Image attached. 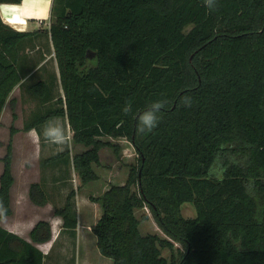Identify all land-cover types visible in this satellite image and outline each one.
<instances>
[{"label":"trees","instance_id":"obj_1","mask_svg":"<svg viewBox=\"0 0 264 264\" xmlns=\"http://www.w3.org/2000/svg\"><path fill=\"white\" fill-rule=\"evenodd\" d=\"M45 35L63 97L23 130L39 132L62 118L73 144L86 150L56 154L40 168L72 167L87 185L99 180L102 149L121 152L104 138L125 139L136 154L123 185L91 198L102 208L91 226L100 255L113 264H264V0H217L214 9L203 0H54ZM42 36L0 17V118L17 86L41 103L52 98L48 82L21 83L24 50ZM156 100L166 108L158 126L142 133L137 113ZM17 132L11 127L0 159V221L12 215ZM75 196L71 190L54 207L74 235ZM29 199L49 203L41 181L30 185ZM187 203L194 218L182 215ZM145 208L166 238L141 233L148 215L137 212ZM29 235L31 241L0 225V264H44L35 243L50 241V223L37 222Z\"/></svg>","mask_w":264,"mask_h":264},{"label":"crops","instance_id":"obj_2","mask_svg":"<svg viewBox=\"0 0 264 264\" xmlns=\"http://www.w3.org/2000/svg\"><path fill=\"white\" fill-rule=\"evenodd\" d=\"M54 6V0H22V2L18 5L14 4H0V17L2 21L10 26L11 28L20 31V32H36L40 31L42 35H45V30L48 29L50 20H51V13H52V7ZM26 52H24L23 57L25 58V62L21 63V72L24 73L22 84H33L38 81H46L45 78H43L46 74V70H44V73H39L38 70L40 69V66L42 64H36L34 59L30 57V55H25ZM27 54V53H26ZM34 65L35 68H31ZM31 66V67H30ZM58 71V70H57ZM20 86H17L12 94L18 90ZM15 100V110L14 113L16 114L17 118L14 121H18V114L16 113V107L18 105V100L16 95L11 100ZM10 100V101H11ZM13 115V111H12ZM61 119V118H59ZM54 120V119H53ZM53 120L49 121L47 125L41 126L45 129H50L51 127L48 125L53 122ZM56 121V120H55ZM67 123V121H66ZM19 125H15L18 132L13 136V143H12V150H13V158H12V174L14 177V184L11 188L10 195H11V207H12V214L14 213V200H13V189L15 188L17 184V178H16V172L15 168L18 167L19 171L21 173L34 175V178L29 183H26V187L24 192H20L16 197L20 198V205H25L28 208H33L32 210L34 213L42 214L45 213L46 217L42 218H36L28 220L25 227L28 229L26 233H21L18 226L13 227H5L2 225L0 221V225L4 227L5 229L9 230L10 232H13L20 237L31 241L30 240V232L33 229L34 225L39 221H47L50 223L51 226V232L52 237L50 241L39 244L35 243V246L38 247L45 255L44 264H46L47 260H49L52 264H56L55 262H72L73 263V257H72V251H73V238L75 237V241L77 244H83L85 247L87 246H96V239L94 235L91 232V226H93L98 219L101 217L102 214V208L98 202H94L91 200V198H98L103 195V193L106 191H102L99 195L94 193L93 191L97 192V189L95 187V183L100 181V178L98 181L89 183L87 185H82L80 182V190L76 191V196L74 198L76 211H77V219H78V226L75 230V235L72 234L70 231L64 229L62 227V219L58 216L54 215V207L61 206L59 200L63 199L67 196L68 193H66L65 188L70 189L69 185H66L63 182H67V179H63V177H59L57 175H52V177H46L40 176V161L53 157L56 154H59L60 152L55 153H47L49 151V143L53 141V139H50L51 136H49V129L45 131V133L42 131L40 134H42L44 140L42 142H39L37 140V130L33 129L28 132H25L23 130L24 126V120L20 119ZM68 125V124H67ZM40 127V128H41ZM41 131V130H40ZM36 134V135H35ZM72 135V134H71ZM60 136V135H59ZM59 136H55L52 138H59ZM26 139L27 142H21L23 145H33V152L31 153V157L33 158L30 160L29 156L26 160L16 163V146L15 142L17 140ZM67 140H70V137H67ZM72 140V137H71ZM104 140V139H103ZM52 146V145H51ZM58 146V145H56ZM76 146V152L75 154H81L83 153L86 148L82 145H75ZM56 148V147H55ZM103 150V149H102ZM101 150V151H102ZM46 151L48 154L47 157L41 158L40 156L41 152ZM38 152V153H37ZM62 153V152H61ZM37 154V158L35 157ZM74 154V155H75ZM102 153L100 152V155ZM71 156H73L70 153ZM72 168V167H70ZM3 169V165L0 162V175ZM60 167L56 164L46 166L43 170L47 173H54L56 170H59ZM73 169V168H72ZM38 173L37 178H35V174ZM40 181L45 185V189L49 195V203H47L45 206H37L33 204L29 199V187L32 183H40ZM62 183V184H61ZM115 185H123L121 184H115ZM75 188V187H74ZM69 191V192H70ZM18 204V203H17ZM11 216V215H10ZM24 221L26 222L27 219H29L30 216H28L27 213H24L23 215ZM9 217V216H8ZM7 218V217H6ZM35 218V217H34ZM5 219V218H4ZM24 226V224H23ZM24 230V229H22ZM74 236V237H73ZM58 247V248H57ZM96 250V248H95ZM89 251V250H88ZM71 252V256L70 255ZM87 252V251H85ZM94 255L84 256L83 264H113L112 261L108 258H104L100 255V253L97 251H94ZM55 256V257H54ZM81 260L75 261V264H81Z\"/></svg>","mask_w":264,"mask_h":264},{"label":"rangeland","instance_id":"obj_3","mask_svg":"<svg viewBox=\"0 0 264 264\" xmlns=\"http://www.w3.org/2000/svg\"><path fill=\"white\" fill-rule=\"evenodd\" d=\"M58 2V0H56ZM58 8V6H56ZM25 55H30L36 62V64H42L40 66V69L38 70L39 73H44V70H46V74L43 78L46 79V81L51 84V95L52 98L46 102V103H41L38 100L33 99L31 96H29L25 90L24 87H20L14 94H11L5 107L3 110V113L0 118V159L5 155V149L6 146L10 140V129L11 127H15V125H19L18 123L20 122V119L24 120V123L30 121L34 115H40L44 113V111L54 108L57 106L56 100L62 96L63 93L59 84V79H58V71H57V64L55 60V55H54V50L51 46V43L46 35H43L42 37H39L38 39H35L32 43H28V49L24 50ZM16 95L17 100H18V105L16 107V113L18 114V121H14L13 115H12V110L10 108L9 101ZM56 120V121H55ZM51 127L49 129V136L55 137L59 136L61 134V130H64L66 132L67 137H70V140H67L66 144H58L55 143L54 141L49 143V151L47 153H55V152H64V151H69L72 155L75 154L76 146L73 144L71 137H72V132L69 129V126L66 123L65 119H59L56 118L53 120L52 123L48 125V127ZM15 129H17L15 127ZM48 129H45L44 127H41V131H37V140L39 142H42L44 140L42 134V131L45 133ZM72 134V135H71ZM36 135V134H35ZM14 138V137H13ZM104 141H111L113 144L119 145L121 148V152L118 157H116L111 149L104 148L101 151L100 155V166H96L95 170L100 178L99 182H96L95 187L97 189V192L93 191L97 195L102 193L104 190H108L110 185L114 184H124L127 175L129 172V166L133 163H135L136 160V154L135 151L132 147V145L125 139H111V138H104ZM21 142H27L26 139L23 138L20 140H17L15 142L16 146V163L19 160L23 161L30 157L29 159L32 160L33 158L30 156L31 153L33 152V145H23ZM13 143V139H12ZM52 145V146H51ZM58 145V146H56ZM56 147V148H55ZM38 153V152H37ZM46 151L41 152L40 156L41 158H45L48 156ZM37 158V154L35 156ZM33 161V160H32ZM16 172V178H17V184L15 188L13 189V200H14V213L3 219L1 221L2 225L5 227H13V226H18L20 229L21 233H26L28 230L25 225L27 224L28 220H31V218L34 220L36 218H44L46 217L45 213L39 214L34 213L32 210L33 208H28L25 205H20V198L16 197L20 192H24L26 183L30 182L33 180L34 175H28L24 173H21L18 169V167L15 168ZM52 175H57L59 177H63V179H67V182H63L66 185H69L71 190L79 191L80 190V179L77 176V174L74 172V170L70 167H60L59 170H56L54 173H47L44 172L40 168V176H46V177H52ZM38 173L35 174V178H37ZM62 184V183H61ZM75 187V188H74ZM66 193H69L70 189L65 188ZM65 198L60 199L59 202L62 205L64 202ZM18 203V204H17ZM27 213L29 219L24 221L23 214ZM147 214L148 215V220L142 222L140 226L141 233L143 235L147 234H157L162 238H166L165 235L161 232V230L158 228L156 225L154 219L152 218L150 212L148 209H144L142 211L137 212V216L140 217L142 214ZM182 215L185 218H194L196 216V210L194 206L190 203L184 204L182 208ZM35 217V218H34ZM24 224V226H23ZM24 229V230H22ZM74 237V236H73ZM73 251H72V262H55L56 264H75V261H80L81 264H83V259L86 254L88 256L94 255V251H97L96 246H87L85 247L83 244H77L75 241V237L73 238ZM96 245V244H95ZM175 249H180L182 250V247L180 244L175 243ZM58 248V247H57ZM96 248V250H95ZM89 250V251H88ZM87 251V252H85ZM93 252V253H92ZM170 251L168 249H162V256L166 258L167 260L170 259ZM71 256V252L70 255ZM55 257V256H54ZM46 264H52L49 260H47Z\"/></svg>","mask_w":264,"mask_h":264},{"label":"clouds","instance_id":"obj_4","mask_svg":"<svg viewBox=\"0 0 264 264\" xmlns=\"http://www.w3.org/2000/svg\"><path fill=\"white\" fill-rule=\"evenodd\" d=\"M205 7L214 9L217 4V0H203ZM185 106H191L190 100H185ZM166 108V101L156 100L150 103L145 109L137 113L138 129L142 133L151 132L156 128L160 122V113ZM124 113L127 114L130 111V105H126L123 109ZM147 117V119H145ZM55 143L66 144L67 135L64 130H61L59 138H52Z\"/></svg>","mask_w":264,"mask_h":264}]
</instances>
